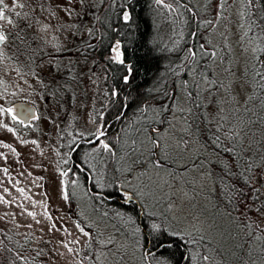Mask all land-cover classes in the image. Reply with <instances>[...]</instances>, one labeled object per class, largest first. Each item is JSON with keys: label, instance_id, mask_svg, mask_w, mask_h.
I'll list each match as a JSON object with an SVG mask.
<instances>
[{"label": "rangeland", "instance_id": "obj_1", "mask_svg": "<svg viewBox=\"0 0 264 264\" xmlns=\"http://www.w3.org/2000/svg\"><path fill=\"white\" fill-rule=\"evenodd\" d=\"M13 2L14 0H6L10 6ZM19 2L26 3V0ZM105 3L107 4V0ZM185 3V8L191 6V11L196 14L195 49H199V45L207 41L213 46L210 50L217 51L218 56L215 62H211L212 58L201 59L197 55L193 62L188 56V47L182 48L183 53L173 62L168 76L159 79L152 89L153 94L142 103L136 113L125 118L123 125L117 130L109 133L106 131V142L113 147L115 155L103 150L92 135L98 124L103 122V107L109 95L104 64L102 61L96 62L87 47L93 34H89L87 29L95 28L98 8L95 6L94 15L83 19L75 14L69 18L56 7L64 5L65 0H51L53 8L50 11L57 12L60 23L65 26L73 25L67 30L57 28V20L49 18L47 13L36 14L37 19L53 26L47 33H42L37 31L40 27L37 24L27 33L31 46L35 49L33 68L40 73L39 79L26 77L32 86L21 84L24 87V92L21 93L16 88L19 82L17 73L10 70L5 77L8 94L3 102L5 107H13L16 102L29 101L36 107L39 119H31L22 125L11 121L7 116L0 117L15 127V134L0 128V153L7 157L0 158V196L10 201L8 204L0 203V227L13 233L22 256H32L40 264H161L157 256L144 248L139 228L129 214L110 208L96 196H89L80 173L70 161L72 150L82 145L84 147L81 154L90 168V178L104 186L111 182V175L114 173L123 189V199H137L150 225L167 227L186 238L192 264H239L240 257L248 260L235 247L240 242L239 239L228 238L229 232L233 237L236 236L235 226L228 216L222 214L224 206L216 195L209 196L206 191L200 192L195 199L184 202L182 211H168L171 190L164 188L161 191L156 187L157 173L168 178L169 172H181L183 166L190 162L188 157L174 159L172 155L165 156L163 149L157 151L149 144L152 151H146L142 159L148 160L151 156L154 161L159 156L162 170L154 168L151 163H148L146 170H133L131 174L127 166L122 168L125 153L131 143L129 138L134 136L137 128L143 127L148 134L150 130H155L154 136L165 142L178 138L182 126L179 107H187L185 93L194 80H199L201 72H206L210 80L228 84L245 74V65L256 64L260 67L254 61L253 50H256L257 42L249 36L248 20L240 15L242 6L239 3L227 0L224 10L226 19L214 21L215 27L208 26L205 22L215 16L217 0H186ZM31 7H35V0ZM82 11L77 4L76 12ZM183 11L175 0L156 3L153 21L155 38L160 45L181 49L180 45L186 42V11ZM16 12L23 16L24 13H29V7H15L9 13L23 27L24 21L15 16ZM32 22L30 18L28 23ZM220 33L228 36L226 42L221 39ZM32 37H36L34 42ZM225 43L229 47H224ZM6 51L8 56H12L14 48ZM220 56L224 57L223 63L220 62ZM42 58L43 64L36 68ZM230 62L235 76L225 72ZM4 63L18 66L9 59H5ZM53 65H59L61 72L55 73ZM204 65H208L210 71ZM21 71L26 72L27 68L21 66ZM247 75L250 78L254 76L251 68ZM54 76H63L64 79L53 85ZM185 81H188L187 87ZM60 85H67V90ZM56 87L59 92L53 96L52 92ZM234 88L233 96L241 104L248 94L264 96L255 81L251 86L239 88L234 85ZM2 91L3 87H0V92ZM13 91H16V95L11 94ZM215 91L219 93L217 99L221 100V106L230 112L234 107L232 97H225L222 90ZM225 100L228 102L224 103ZM205 103L208 101L205 100ZM118 134L120 139H117ZM32 141L36 143L33 144ZM4 144L12 145L16 151L4 147ZM4 168L9 170L7 174L2 171ZM141 171L145 174L141 175ZM62 172H67L68 175L62 176ZM186 175L188 179H192L197 173L189 172ZM179 186L181 185L178 184L177 187ZM190 187L186 190L190 191ZM5 188L8 189L7 192L3 191ZM19 188L24 189L23 194L17 191ZM65 192L67 199H64ZM217 204L220 206L217 207ZM28 212H34L35 216L28 215ZM65 244L73 251L69 252L64 247ZM261 246L262 242L253 244V257L257 256ZM217 249H222L223 255L218 254ZM247 250L246 243L245 251ZM204 255L211 259L203 261Z\"/></svg>", "mask_w": 264, "mask_h": 264}, {"label": "snow or ice", "instance_id": "obj_2", "mask_svg": "<svg viewBox=\"0 0 264 264\" xmlns=\"http://www.w3.org/2000/svg\"><path fill=\"white\" fill-rule=\"evenodd\" d=\"M96 2L97 0H65L64 5L56 7H59V10L63 11L69 18L75 14L83 19L85 16L94 15ZM104 2L105 0H99L100 4ZM32 3L33 0H26V3L14 0L10 6L6 3V0H0V87H3V91L0 92V117L7 116L11 121L22 125L26 124V119L20 118L13 107L4 106L3 101L8 94L5 77L10 70L16 71L19 81L16 84V88L21 93L24 92V87L21 84L27 87L32 86L28 83L26 77L31 76L34 79H39L40 73L33 68L35 49L32 48L27 33L29 29H32L37 24L40 25L37 31L42 33H47L53 26L37 19L36 14L47 13L49 18L54 17L57 20V28L67 30V28L73 27V25L65 26L60 23V17L57 12L55 10L50 11L53 8L51 0H35L34 8L31 7ZM156 3L162 4L163 0H156ZM233 3H239L242 6L240 15L249 19L248 30L253 31L254 26L260 29L261 34H264V4H261V0H233ZM77 4L83 10L81 13L76 12ZM226 4L227 0H217L215 16L205 22L208 26L215 27L214 21L226 19L224 16ZM26 6L29 7V13H24L23 16L20 12L15 13L16 17H20L24 21L23 27H21L9 13L15 7L23 9ZM30 18L33 21L31 24L28 23ZM130 18V13L127 10H122V19L127 22ZM87 31L89 34L92 33L91 28L87 29ZM192 35H196V33ZM220 37L225 42L228 40V36L225 33H220ZM35 39L36 37H32V42ZM40 39L43 40V37H40ZM110 47L114 53V56L110 57V59L123 64L120 41H116ZM212 47L210 42L206 41V43L199 45V49L190 48L188 56L192 58L193 62H195L197 55H200L201 59L210 57L212 58L211 62H215L218 52L210 50ZM224 47L227 48L229 46L225 43ZM12 48H14V53L12 56H8L6 50ZM243 51H247V49H243ZM253 51L256 50L254 49ZM260 51L264 52V49H260ZM5 59L13 60L18 66L13 67L5 64ZM256 59L261 65L259 68L256 64L245 65V74L241 77H236L235 80L228 84H225L224 81L210 80L206 72H201L199 80H194L191 88L185 93L187 107H179V120L182 126L178 138L165 142L150 136L143 127L137 128L134 136L129 138L131 143L128 145L124 164L122 165V168L127 166L129 174L133 170H146L148 163H151L154 168L162 170L159 156L154 161L151 156H149L148 160L142 159L145 152H151L152 148L157 151L163 149L165 156L172 155L174 159L188 157L190 162L183 166L181 172H169L168 178L160 176L158 172V179L155 182L156 187L161 191L164 188L171 190L167 205L168 211H182L184 202L195 199L200 192L206 191L209 196L216 195L224 206L222 214L228 216L231 223L235 226L236 236L233 237L231 232H229L227 233L228 238H238L240 242L235 247L248 257L247 261L240 257L239 264H264V115L260 114L264 112V96L248 94L243 98V104L233 96L234 85L244 88L245 86H251L253 81L264 92V61H259V58ZM220 62H224L223 56H220ZM42 64L43 58L40 64L36 65V68H39ZM21 66L27 68V71H21ZM203 67L210 71L208 65ZM249 68L254 73L251 78L247 75ZM53 70L55 73L61 72L59 65H53ZM66 70L70 71V69ZM127 71L129 75L123 77L125 83L130 79L131 67ZM225 72L235 76L231 62L225 68ZM60 79H64V77L54 76L53 85L59 84ZM40 82L43 83V81ZM184 84L187 87L188 81H185ZM45 87H49V85H45ZM60 87L67 90V85H60ZM215 90H222L225 97H232L234 107L230 112L221 106V100L217 99L219 93ZM58 92L59 88L56 87L52 95L55 96ZM11 94L16 95V91ZM111 95L115 97L118 93L113 90ZM205 100L208 101L207 104ZM227 102V100L224 101V103ZM148 107L151 106L149 105ZM241 108H243V112H241ZM24 111L29 119H39V117L31 113L30 109H24ZM116 119L122 121L124 119L123 113L118 114ZM201 125L204 126L203 131L212 133L204 143H200L199 133L202 131ZM208 125H212V127H208ZM258 126L259 132L255 130ZM106 127L109 126L98 124L96 131L92 135L95 137V142H98L103 150L110 155H115L113 147L109 142H106ZM0 128L15 134L14 125H9L3 119H0ZM120 138L118 134L117 139ZM21 143H27V141H21ZM32 143L35 144L36 141H32ZM149 144L152 145V148H149ZM3 146L10 148L13 152L16 151L10 144H4ZM0 158L7 159L3 153H0ZM2 171L7 174L9 170L4 168ZM189 172H195L197 176L188 179L186 174ZM144 174L145 172L141 171V175ZM61 175L67 176L68 173L62 172ZM61 183L63 184V181ZM178 184L181 186L177 187ZM188 186H191V195L190 191L186 190ZM3 191L7 192L8 189L5 188ZM17 191L24 193L23 188H19ZM67 198L68 196L65 192L64 199ZM0 203L8 204L10 201L0 196ZM219 206L217 204V207ZM233 213H236V215H233ZM27 214L35 216L34 212H28ZM196 218L198 219V217ZM53 227L55 226L53 225ZM153 227L156 228L158 226L153 225ZM258 242H262V246L257 256L253 257L252 246ZM246 243L248 244L247 251H245ZM64 247L69 252L73 251L67 244ZM217 252L223 255L222 249H217ZM202 259L203 261H209L211 258L208 255H204Z\"/></svg>", "mask_w": 264, "mask_h": 264}, {"label": "trees", "instance_id": "obj_3", "mask_svg": "<svg viewBox=\"0 0 264 264\" xmlns=\"http://www.w3.org/2000/svg\"><path fill=\"white\" fill-rule=\"evenodd\" d=\"M175 1L182 10L186 11V14L184 13L187 25L185 29L186 42L180 45L181 49L165 47L156 40L153 21L156 0H107V4L105 2L100 4L99 0L96 2L98 18L95 20V28L92 29L93 34L89 40L91 42L87 44V47L96 62H103L107 76L106 84L109 95L103 107L102 124L109 126L105 128L108 133L120 128L125 118L136 113L142 103L153 94L152 89L156 87L159 79L162 76H168L173 62L182 55V48H196L197 36L192 35L197 30L196 14L191 11V6L185 8L186 0ZM261 4H264V0H261ZM122 10H127L130 13L129 21L125 22L122 19ZM246 19L248 20L247 26H249V19L245 17ZM253 31H250L249 36L257 42L254 57V61L257 63L256 58H259V61H264V52L260 51V49H264V34H261L260 29L254 26ZM116 41H120L123 64L110 59L112 55L114 56L110 46L114 45ZM129 67L132 72L129 81L125 83L123 77L129 75L127 71ZM113 90L118 93L115 97L111 95ZM120 113L124 115L122 121L116 119ZM260 114L264 115V112ZM164 118L166 119V115ZM159 123L161 124V122ZM208 127L212 126L208 125ZM201 128L199 137L200 142L204 143L212 133L203 131V125ZM255 130L259 132V126ZM149 134L155 137L153 130H150ZM83 147L80 145L76 150H72L70 161L80 173L83 183L89 191V196H96L110 208L113 207L120 212L129 214L139 228L144 248L157 256L161 264H192L186 238L167 227L159 225L154 228L150 225L137 199L132 197H129L130 200H126L127 197L123 199V189L119 185V178L115 177L114 173L113 176L111 175V182L104 186L95 183L90 178V168L81 154ZM0 230H2L0 231V264H40L39 260L32 256H22L13 233L6 232L1 227Z\"/></svg>", "mask_w": 264, "mask_h": 264}, {"label": "water", "instance_id": "obj_4", "mask_svg": "<svg viewBox=\"0 0 264 264\" xmlns=\"http://www.w3.org/2000/svg\"><path fill=\"white\" fill-rule=\"evenodd\" d=\"M13 108L17 111L20 118L26 119V123H28L31 119L27 117V113L24 111V109H30L31 113L37 115L36 107L29 101L16 102Z\"/></svg>", "mask_w": 264, "mask_h": 264}]
</instances>
